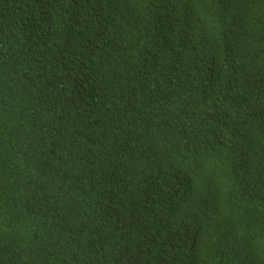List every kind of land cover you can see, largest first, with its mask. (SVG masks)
Wrapping results in <instances>:
<instances>
[{"label": "trees", "instance_id": "trees-1", "mask_svg": "<svg viewBox=\"0 0 264 264\" xmlns=\"http://www.w3.org/2000/svg\"><path fill=\"white\" fill-rule=\"evenodd\" d=\"M104 1L0 0V264H264V0Z\"/></svg>", "mask_w": 264, "mask_h": 264}, {"label": "clouds", "instance_id": "clouds-1", "mask_svg": "<svg viewBox=\"0 0 264 264\" xmlns=\"http://www.w3.org/2000/svg\"><path fill=\"white\" fill-rule=\"evenodd\" d=\"M88 1H94V0H88ZM102 0H98L100 2ZM119 1H125V0H119ZM112 0H105L100 8H105L108 4H110ZM177 32H183L188 33V30L186 28L180 27L173 23H166L163 24L157 31V37L158 41L164 43L168 42ZM227 49L231 51L235 56H238L240 53V50L238 49L240 44L233 40L229 42L227 45ZM217 59L219 62L220 60ZM213 77V76H210ZM208 79V78H207ZM226 81V80H225ZM250 89H237L235 90V95L229 102H222V107H219V110H222L223 113L219 115V117L227 115L228 113L232 112L233 110L237 109L240 104L248 105L253 113H256L257 115H263L264 114V92H252L249 91ZM238 98H241L238 100ZM255 114V115H256ZM219 126H223L222 122H218ZM220 132L224 135V146H227L228 142L231 141L232 146H236L235 152L238 151V145L239 144H253L255 133L251 130H239V129H231V130H224L219 129ZM235 132L236 135L233 133ZM219 145V144H218ZM218 145H213L211 143H208L207 146L209 148H214ZM251 159V157L245 162V164ZM258 171L254 167H252L251 176L257 174ZM191 180L182 181L179 185V192L175 196L173 202L171 203L167 213H166V220L171 222L172 224H176L179 227L183 229L181 234V239L186 241L187 250H194V254L191 257H188L187 262H196L197 261V254L200 249V238H201V225H200V218L199 224H190L183 222L179 215L184 212V210L187 209L188 204L192 200L194 196V192L191 188L192 185ZM226 187V186H224ZM231 195L232 190L230 189L227 192L226 195V207L230 206L231 204ZM239 213V212H238ZM237 214L232 211L230 206V215Z\"/></svg>", "mask_w": 264, "mask_h": 264}]
</instances>
